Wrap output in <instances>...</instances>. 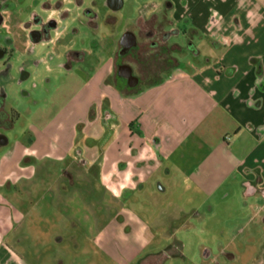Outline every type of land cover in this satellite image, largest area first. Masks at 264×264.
Returning <instances> with one entry per match:
<instances>
[{
  "label": "rangeland",
  "instance_id": "1",
  "mask_svg": "<svg viewBox=\"0 0 264 264\" xmlns=\"http://www.w3.org/2000/svg\"><path fill=\"white\" fill-rule=\"evenodd\" d=\"M160 1L122 0L114 11L107 0L0 1V139H5L0 155L34 137L33 127L65 128L67 139L73 125L78 129L77 145L70 152L78 158L75 162L54 155L42 161L34 154L22 155L23 165L36 175L27 184L49 189L37 203L40 215L38 210L33 218L41 219L37 231L44 238L52 239L55 232L64 236L48 251L63 264H139L162 252L166 256L161 264H264L263 197L255 208L245 207L248 201L238 187L233 194L224 190L205 197L175 171L167 174L164 166L153 176L158 178L154 187L124 203L95 181V165L82 163L85 159L96 164L102 153L106 122L97 117L111 106L106 94L114 90L109 82H115V70L109 79L107 75L126 29L134 30L140 41L137 20L141 30L178 31L167 43L182 49L171 53L176 59L169 73L175 64L185 66L196 57L192 47L200 39L191 33L193 24L185 19L173 25ZM84 9L96 18L91 20ZM64 11L68 14L63 17ZM49 17L59 20V33L28 45L31 32L40 30L39 21ZM132 68L137 73V67ZM167 76L161 71L155 75ZM101 77L106 79L103 87L98 84ZM77 95L74 114L68 115V104ZM113 104L115 113L119 108ZM42 178L46 180L40 183Z\"/></svg>",
  "mask_w": 264,
  "mask_h": 264
},
{
  "label": "crops",
  "instance_id": "2",
  "mask_svg": "<svg viewBox=\"0 0 264 264\" xmlns=\"http://www.w3.org/2000/svg\"><path fill=\"white\" fill-rule=\"evenodd\" d=\"M162 4L173 25L185 19L193 24L191 33L200 39L192 47L195 59L159 84L120 92L114 57L107 75L109 79L115 70V82H109L114 90L106 94L111 106L97 117L106 122L102 153L96 164L85 159L82 163L95 165V181L124 203L154 187L158 178L153 176L165 166L167 174L175 171L205 197L224 190L233 194L238 187L248 201L245 207L255 208L259 197L264 198V0ZM105 80L101 77L99 86H105ZM75 99L78 95L68 104V115L74 114ZM113 102L119 108L115 113ZM60 128L33 127L34 137L0 155V264H63L48 251L64 236L55 232L52 239L44 238L38 232L41 219L33 218L38 210L40 215L37 203L49 189L31 188L27 183L36 178L34 169L22 162L26 153L40 161L52 155L60 161L78 160L70 156L78 129L73 125L67 139L65 128Z\"/></svg>",
  "mask_w": 264,
  "mask_h": 264
},
{
  "label": "flooded vegetation",
  "instance_id": "3",
  "mask_svg": "<svg viewBox=\"0 0 264 264\" xmlns=\"http://www.w3.org/2000/svg\"><path fill=\"white\" fill-rule=\"evenodd\" d=\"M2 1V0H0ZM107 3L109 7H115L114 2L108 1ZM113 10V9H112ZM114 11V10H113ZM84 14L89 17L91 20L96 18V15L91 12L90 10L84 9ZM67 15L68 11H64L62 13ZM64 17V16H63ZM58 21L52 17L47 19H41L39 21L40 30L31 32L30 38L27 41L28 45H34L43 41V39L48 38L50 40V33L55 32L56 34L59 33L58 31ZM4 22L3 18V10L0 11V27ZM93 22V21H92ZM92 25H94L92 23ZM135 28L139 30V37L143 39V41L136 36V43L134 46L128 48L126 44L122 45L119 41V49L115 55L114 65L116 69L115 81L116 84L119 85L123 90L131 91L136 90L139 88L140 84H142L143 80L156 78V73H161L170 69V65L174 64L176 58L172 56V52H180L181 46L178 44H174L168 46V39L173 34H177L178 31L171 30V32H166L164 30H141L138 24V20L135 24ZM125 31H133L130 29H126ZM146 40V41H144ZM122 65H129L132 68V65L137 67V73L133 71L132 74L137 77L138 83L134 87H131L129 83L132 81L128 80V78L123 77L119 74V66ZM176 65V64H175ZM26 76V74H25ZM1 97V96H0ZM204 254L207 255V251H204ZM166 256V253H162L161 256L156 257V261L146 260L141 264H161L162 258Z\"/></svg>",
  "mask_w": 264,
  "mask_h": 264
},
{
  "label": "water",
  "instance_id": "4",
  "mask_svg": "<svg viewBox=\"0 0 264 264\" xmlns=\"http://www.w3.org/2000/svg\"><path fill=\"white\" fill-rule=\"evenodd\" d=\"M113 1L115 4V7H111L113 10H118L122 7L123 2L122 0H108ZM136 43V36L134 35L133 31H125L120 39V44H126L128 48L134 46ZM119 74L123 77L128 78V80L132 81V83H129L131 87H134L138 83V79L136 76L132 74V68L129 65H122L119 66ZM5 142V139L1 138L0 143L3 144Z\"/></svg>",
  "mask_w": 264,
  "mask_h": 264
},
{
  "label": "trees",
  "instance_id": "5",
  "mask_svg": "<svg viewBox=\"0 0 264 264\" xmlns=\"http://www.w3.org/2000/svg\"><path fill=\"white\" fill-rule=\"evenodd\" d=\"M180 50H182V49H180ZM192 52H193V50H192ZM185 66H183V65H181V64H179V63H177L176 64V69H179V68H184ZM170 70V69H169ZM169 70H167V71H164V73H167L168 74V76L170 75V73H169ZM163 81V78H161V77H156V78H152V79H150V81L148 82V84H159V83H161ZM116 87H117V89L120 91V92H123L122 91V88L119 86V85H117L116 84Z\"/></svg>",
  "mask_w": 264,
  "mask_h": 264
}]
</instances>
